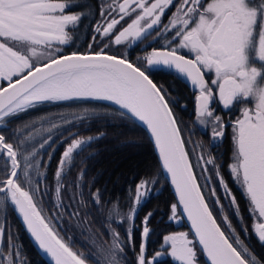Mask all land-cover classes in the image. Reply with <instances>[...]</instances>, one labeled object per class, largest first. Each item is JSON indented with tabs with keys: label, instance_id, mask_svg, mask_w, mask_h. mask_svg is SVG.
Here are the masks:
<instances>
[{
	"label": "snow or ice",
	"instance_id": "1",
	"mask_svg": "<svg viewBox=\"0 0 264 264\" xmlns=\"http://www.w3.org/2000/svg\"><path fill=\"white\" fill-rule=\"evenodd\" d=\"M73 6L72 0H0V80L5 82L0 86V125L45 104L106 101L118 106L113 114L140 121L154 139L162 168L170 174L178 195V200L169 206L170 219L178 222V213L182 210L193 230L192 239L187 232L164 235V245L170 251H156L149 259L146 239L151 231L148 223L153 213L147 212L142 221L135 264H155L156 259L164 254L179 264H197L196 244L200 245L209 264H264V260L243 246L227 215H222L227 234L217 223L202 189H208L207 195L215 204H220V197L216 189L210 187V177L205 176L203 185L198 182L194 168L201 166L203 174L207 172V165H213L229 206L238 210L236 198L220 177L215 158L206 159L201 154L195 165L190 161L171 97L152 79V72L161 68L174 69L184 75L198 89L196 119L201 125H211L213 140L224 136L227 125L210 106L214 92L205 79L207 72L215 74L216 78L210 83L215 86V95L224 108H230L237 101L254 104L242 108L240 117L231 123L234 162L229 168L244 190L250 214L264 218V0H113L111 4L100 6L103 20L93 30L95 35L88 50L65 54L61 46L73 39L66 29L74 30L84 15L83 12L68 14L67 10ZM170 8L176 10L164 24L163 17ZM150 30H157V37L169 33L171 39L160 49L153 48L145 56H138L135 62L127 53L109 51L113 44L122 45L146 37ZM98 37L102 38L99 42ZM38 49L43 50L42 59H36ZM185 49L194 58L182 55ZM257 63L259 67L255 66ZM98 110L104 111L86 107L78 114L42 115L16 128L11 140L0 132V157L5 161L0 193H5V197L16 206L38 246L54 259L55 264H88L89 256L96 257L74 250L51 222L54 217L44 214L42 190L38 184L31 186L27 171L33 166L28 162L29 156L34 159L38 153L34 145L30 152L22 150L21 145L34 135L46 132L48 135L39 148L51 146L58 130L76 120L87 119ZM37 124L41 127L36 128ZM97 138L80 137L79 132H69L61 141L67 146L54 174L57 210L64 207L61 198L67 190L63 183L65 168L74 160L75 154ZM21 160L26 162L24 168H21ZM83 174L82 170L79 173L81 180ZM155 182L142 180L136 185L128 213L118 210V203L108 208L106 219H112L115 214L120 216L121 224L125 220L132 223L125 230L126 239L112 223L107 224L105 231L111 243L100 244L97 248L101 257L98 264H126L124 247L132 244L138 206L150 190L148 186ZM24 183L30 185L29 190H25ZM78 195L83 208L84 194L80 192ZM101 196L99 189L90 193L92 203L97 206L101 204ZM220 211L223 212L222 205ZM71 215L79 218L80 212ZM253 230L258 240L264 243V222L255 223ZM5 233L8 253L5 256L0 247V264H27L6 223L0 225V244ZM96 243L93 240V244Z\"/></svg>",
	"mask_w": 264,
	"mask_h": 264
},
{
	"label": "trees",
	"instance_id": "2",
	"mask_svg": "<svg viewBox=\"0 0 264 264\" xmlns=\"http://www.w3.org/2000/svg\"><path fill=\"white\" fill-rule=\"evenodd\" d=\"M72 3L74 6L69 8L68 11L75 13L83 12L84 15L74 30L70 28L73 37L72 41L68 45L61 46L65 54L76 50H88V45L93 43L92 36L95 35L93 31L96 27L95 25L101 19L100 6L104 1L72 0ZM152 35L153 33H150L148 36L142 37L133 47L123 52L118 47L113 50L109 49V51L114 53H127L130 59L135 62L138 56L143 57L146 55V40L152 37ZM169 37H171V34L166 33L165 39H160L157 43L160 46L166 45ZM41 51L43 50L38 49V53ZM144 63L146 64V61ZM255 66L259 67L260 65L257 63ZM152 79L166 89L171 97L173 112L182 130V136L186 141L185 145L189 152V159L195 165L193 159L197 149V143L208 145L209 139L206 128H200L196 121V92L181 77V74L173 70L164 68L154 70L152 72ZM92 106H96L99 109L102 108L104 111L91 115L87 119L76 120L74 124L66 125L63 129L58 130L55 133V138L51 146L45 150V155L48 158H44L43 160L45 163L47 162V172L45 179L40 183V185L46 186L41 192L42 206L45 210L44 214L53 217L55 210L53 195L56 184L54 174L66 146L61 141L68 136L69 132H79L80 137H98L89 142V145L84 147L82 151H79L78 154H75L68 171L64 173L63 183L66 185L67 190L62 194L64 198H62L64 205L62 223L65 225V227L63 226L65 229L62 231L59 229L56 230L65 238L66 242L70 243L74 250L83 252L85 255L92 254L95 256L94 252H96V248L91 243L92 236L95 238L98 236L104 244L111 243V239L105 231L108 223H112V226L116 228L121 237L126 239L125 230L130 227L129 221L125 220L121 224L120 216H116L115 214L112 219H106L107 210L112 204L118 203V210L125 214L128 213L133 204L132 198L135 195L136 185L140 181L147 179L156 182L153 184L151 194L138 206V211L134 219L135 227L132 229V244L135 247L133 248L132 244H126L124 247L126 264H135L136 253L139 250L141 239L142 221L149 211L153 215L148 223V227L151 229L146 244L148 258L152 257L160 249L165 250V248H160L164 235L173 232L188 231L192 236L189 227L181 219V213H178V222L170 219L171 213L169 206L171 203H175L176 199L162 172L154 146L146 130L136 120H130L128 117H120L119 115L113 114L117 111V107L97 101H67L54 105L45 104L37 109L29 110L17 118L6 120L4 126L0 127V132L11 140L13 131L25 122L35 120L42 115L60 112L73 113L76 109L80 111L83 108ZM16 135L20 136V133H16ZM42 135L40 134L39 136L42 138L44 136ZM21 138L23 137L21 136ZM68 142L70 143V140ZM49 153L51 158H49ZM232 158L231 154H224L218 158L220 161L219 173L224 181H230V177L228 176L230 173H228V170L230 163L233 161ZM216 162L217 160H215V164ZM4 164V159L0 157V178L3 176ZM82 170L84 174L81 180L79 173ZM201 171H203L202 168ZM194 172L198 176V182L203 185L201 173H199L200 171L197 167L194 168ZM207 175L209 177L211 176V181H208L210 187H214L217 195L220 197V207L219 204H215L214 200L207 195V188H203L202 191L205 193L206 200L217 222L221 224L222 229L227 234V226L222 223V215H227L239 239L243 241V246H247L254 255L264 260V243L258 240V235L253 230V226L258 222L259 217L258 215L253 216L250 214L249 203L243 188L237 181L230 182L229 190H231V194L236 198L237 210L235 207L229 206V199L226 198L225 192L220 187L219 180L216 176V169L213 165L209 166ZM23 187L29 190L30 186L24 183ZM97 189L102 194L101 204L99 206L93 204L90 199V193L95 192ZM80 192L84 194L83 200L85 206L83 208L79 204L81 197L78 193ZM2 194L5 195V193ZM221 205L223 206V212L220 211ZM72 209L74 212H80L79 218L71 215ZM241 216L242 219L240 218ZM1 221V224L4 225L6 223L12 232L13 242L16 245L18 244L17 246L22 251V255L27 261V264H48L33 246L8 198L7 203L2 207ZM75 221L79 223L80 229L84 228V231L76 230L73 226ZM245 228H247V231H244ZM6 236L7 234L2 239L1 247L3 250V240ZM97 242L99 241L97 240ZM195 247L198 262L200 264H207L199 246L196 244ZM88 263L98 264V260L89 256ZM155 264L177 263L173 261L170 255L166 254V257L156 260Z\"/></svg>",
	"mask_w": 264,
	"mask_h": 264
},
{
	"label": "rangeland",
	"instance_id": "3",
	"mask_svg": "<svg viewBox=\"0 0 264 264\" xmlns=\"http://www.w3.org/2000/svg\"><path fill=\"white\" fill-rule=\"evenodd\" d=\"M104 1V3L103 4H111L112 2H113V0H103ZM118 2H120V0H118ZM67 12H68V14H75V12H72V11H68L67 10ZM102 20H103V18L101 17V19H100V22H102ZM130 22V21H129ZM67 31H69V29H66ZM142 38V37H141ZM100 39H102V38H100V37H98L97 38V41L99 42V40ZM104 43H108V41L107 40H104L103 41ZM137 43V41H128V42H125L124 44H122V45H112V47L110 48L111 50H113L114 48H116V47H118V49L119 50H122V52L124 51V50H127V49H129V48H131L133 45H135ZM39 50H42V49H39ZM42 52V51H41ZM41 52H39L38 53V57L36 58V59H40V58H43L40 54H41ZM259 64V63H258ZM0 81H2V80H0ZM92 107H96V106H92ZM92 107H88V108H92ZM97 108V107H96ZM79 109H81V108H79ZM97 109H99V108H97ZM80 111L79 110H75L73 113L74 114H78ZM98 112H100L99 110L97 111V113ZM102 112V111H101ZM70 119H71V117H69ZM47 125H45V127H46ZM41 127V125L40 124H38L37 126H36V128H40ZM40 134H43L42 136V138L39 136ZM40 134H37V135H34V138H32V139H29V140H27L26 142H25V144H23V145H21V149L22 150H26V152H30L31 150H32V146L34 145L35 146V148H36V150H37V155L35 156V158L33 159V157H31V156H29V158H28V162H31L32 163V167H28L27 168V171H28V174H29V179L31 180V186L32 187H35L37 184L39 185V187H40V189L41 190H44L45 188H46V186H44V185H40V183H42L43 181L42 180H44L45 179V177H46V172H47V170H46V164H47V162L45 163L43 160H44V158L46 159V158H48L46 155H45V150L46 149H48V147L49 146H45V148H43V149H40L39 148V144L40 143H42L43 142V139L44 138H46L47 137V135H48V133H46V132H42V133H40ZM40 137V138H39ZM86 137H88V136H86ZM94 137V136H93ZM39 138V139H38ZM54 138H55V135H54V137H53V141H54ZM35 139H38L37 141H34ZM200 141H201V139H199ZM198 140V141H199ZM206 141V140H205ZM91 142V141H90ZM190 143H191V141H190ZM51 144H52V142H51ZM57 144V143H56ZM203 145H201V144H199V142L197 143V149H196V151H195V155H194V161L193 162H195V164L197 163V158H198V156L199 155H201V154H203V156L207 159L208 157H213L214 158V156H213V154H210L209 153V148H210V146H209V142H208V145H205L204 143H202ZM207 144V143H206ZM67 146V145H66ZM65 146V147H66ZM57 147V146H56ZM185 147H186V145H185ZM65 150V149H64ZM187 150V149H186ZM64 152V151H63ZM50 154V153H49ZM49 160V159H48ZM217 160V162H216V164H217V166H219V163H220V161H219V159H216ZM26 166V162L25 161H23V160H21V168H24ZM209 166H211V165H207V172H208V170H209ZM69 167H70V165H68L66 168H65V173L68 171V169H69ZM197 168H198V170L200 171L199 173H202V171H201V166H197ZM207 172H203V174H201V180H202V183L203 184H205V176H207V177H209V175H207ZM21 177H22V179H23V173L21 172ZM221 177V176H220ZM218 178V177H217ZM144 180H147V179H144ZM218 180H219V178H218ZM210 181H211V176H210ZM28 184V183H27ZM220 184V183H219ZM29 185V184H28ZM212 185V184H211ZM30 186V185H29ZM149 191H148V193H147V195L143 198V200H142V202L143 201H145V199L151 194V192H152V188H153V184H150L149 186ZM220 187L222 188V190L225 192V189L223 188V186H221L220 185ZM0 198H2L3 199V202L2 203H0V225H3V224H1V218H2V207L7 203V198L5 197V195L4 194H2V193H0ZM62 198H63V196H62ZM61 198V199H62ZM53 199H54V203H56V201H55V190H54V195H53ZM64 199V198H63ZM63 199H62V202H63ZM141 202V203H142ZM54 207H55V205H54ZM219 207H220V204H219ZM63 212H64V209L63 208H61V209H59V210H57L56 208H55V210H54V212H53V219H52V223L55 225V227H56V229H59L60 231H62V230H64L65 228H63V226L65 227V225L62 223V220H63ZM74 212V210L72 209V213ZM47 216H49L50 218H52L50 215H48L47 214ZM73 217H76V216H73ZM258 222H264V218H259V220H258ZM258 222H256V223H258ZM130 224L132 223V222H129ZM75 228H76V230H78V231H84V228L83 229H80V227H79V223L78 222H74V225H73ZM62 228V229H61ZM67 229V228H66ZM182 232H187V233H189L188 231H182ZM6 234V233H5ZM189 238L190 239H192L193 237L190 235V233H189ZM7 239H8V237L6 236V238L3 240L4 242H3V244H4V254H5V256H7V253H8V247H7ZM93 240H95L96 242H97V240L99 241V242H97L96 243V245H95V248H96V252H94V254H95V257H96V260H98V261H101V257L99 256V254H98V252H97V248L99 247V245L100 244H104V242L103 241H100V238L97 236L96 238L95 237H93L92 236V244H93ZM18 245V244H17ZM94 245V244H93ZM162 245H164V241H163V243H162ZM161 245V246H162ZM160 248H162V247H160ZM164 248L165 249H168V246L167 245H164ZM20 249V248H19ZM159 251H164L163 249H160ZM168 251H170V249H168ZM195 251H196V253H197V250H196V247H195ZM20 255L24 258V256L22 255V251L20 250ZM149 259H150V257H149ZM173 259V258H172ZM173 261L174 262H176L177 264H179V262L178 261H176V260H174L173 259ZM197 264H200L199 262H198V260H197Z\"/></svg>",
	"mask_w": 264,
	"mask_h": 264
},
{
	"label": "flooded vegetation",
	"instance_id": "4",
	"mask_svg": "<svg viewBox=\"0 0 264 264\" xmlns=\"http://www.w3.org/2000/svg\"><path fill=\"white\" fill-rule=\"evenodd\" d=\"M120 2H122V0H120ZM175 10H176L175 8H170L166 12L165 16L163 17V23L164 24L168 23V18L172 16V14L175 12ZM98 23H100V20L98 21ZM98 23H96L95 26H97ZM156 31L157 30H150V33H153V35H152V37L148 38V40H146V51H145V54H147V52H150L153 48L160 49L162 47L157 42L160 39H165L166 33H164V34L160 35L159 37H157L156 36ZM69 33L71 34L70 28H69ZM147 36H148V34H147ZM170 39H171V37H169V40ZM181 54L182 55H187V57H189V58H194V55L193 54H189L186 49H185V51H182ZM181 77H182V75H181ZM205 78H206V81L209 82V86L213 87V92H214V97H213V99H212V101L210 103V106L215 111V113L217 115L222 116L223 121L227 125L226 128H225V131H224V136L222 138H217L216 140H213L212 137H211V131H212L211 125L210 124L201 125L197 120L196 121L198 122V125H199L200 128H206V131H207L206 133H207V136L209 138L208 142L210 143L209 144V146H210L209 151H210V154H213L215 160L218 159L221 155H224V154H231V158H232L233 157V140H232L233 133H232V128H231V123L234 120H236L238 117H240L242 108H244V107H253L254 104L251 101H249L247 103L237 101V102H234V104L232 106H230V108H224L223 105L219 102L218 96L215 95V93L217 91L215 86H212L211 83H210L212 79L216 78L214 72H207L206 75H205ZM4 84H5L4 81H0V86H2ZM188 85H189V83H188ZM194 91L196 92V95L199 94L198 93V89L194 88ZM232 159H233V161H232V163H233L234 162V157ZM228 173H230V175H228L230 177V181L226 180L224 182L227 184V187H228V190H229L230 189V184H231L230 182H235L236 179L232 176V174L230 172V168L228 170ZM229 191L231 192V190H229Z\"/></svg>",
	"mask_w": 264,
	"mask_h": 264
},
{
	"label": "water",
	"instance_id": "5",
	"mask_svg": "<svg viewBox=\"0 0 264 264\" xmlns=\"http://www.w3.org/2000/svg\"><path fill=\"white\" fill-rule=\"evenodd\" d=\"M69 54V53H68ZM189 58V57H188ZM189 59H191V58H189ZM173 71H175L174 69H173ZM182 75V74H181ZM182 77L189 83V85L192 87V88H195L192 84H191V82L184 76V75H182ZM206 79V78H205ZM196 89V88H195ZM97 102H103V103H107V104H110L109 102H106V101H97ZM110 105H113V104H110ZM113 106H115V107H117L118 108V106H116V105H113ZM145 130H146V132H147V134H148V136H149V138H150V140H151V142H152V144H153V146H154V150H155V152H156V155H157V157H158V160H159V163H160V165H161V169H162V172H163V174H164V176H165V178L167 179V182H168V185H169V187L171 188V190H172V192H173V194H174V196H175V199H176V201L178 200V195L176 194V191H175V186L171 183V179H170V174L169 173H167L166 172V170H163V168H162V162H161V160H160V156H159V150L156 148V146H155V143H154V139L153 138H151V136H150V133H149V131L146 129V126L144 125V124H142L140 121H138V120H136ZM2 126H4V124H2V125H0V127H2ZM25 190H28V189H26L25 188ZM9 201H10V203L12 204V206H13V209H14V211H15V213H16V215H17V217H18V219H19V221H20V223H21V225L23 226V228L25 229V231H26V233L28 234V236H29V238H30V240H31V242H32V244H33V246L35 247V249L38 251V253L41 255V257L48 263V264H55V261H54V259L49 255V254H47L44 250H42L39 246H38V242L35 240V238L31 235V233L28 231V229H27V226H26V224H25V222H24V220H23V216H22V214L18 211V209L16 208V206L12 203V201L9 199ZM210 207V206H209ZM211 209V208H210ZM180 213H181V219L182 220H184V222L187 224V226L189 227V230L191 231V233H193V230H192V228H191V222L187 219V215L185 214V213H183L182 212V210L180 211ZM214 215V214H213ZM218 223V222H217ZM3 239V238H2ZM146 244H147V239H146ZM198 246H199V248H200V250H201V247H200V245L199 244H197ZM2 246V244H0V247ZM202 252V251H201ZM203 254V253H202ZM164 257H166V254H164V255H162V256H160V257H158L156 260H160V259H162V258H164ZM203 257H204V260H205V262L207 263V264H209V261H208V258H207V256L205 255V254H203ZM151 259V258H150ZM88 264H90V263H88Z\"/></svg>",
	"mask_w": 264,
	"mask_h": 264
}]
</instances>
